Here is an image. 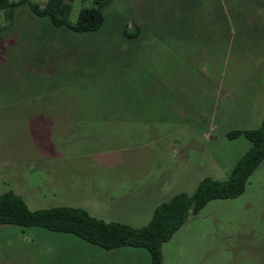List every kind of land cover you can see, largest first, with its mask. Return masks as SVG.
Returning <instances> with one entry per match:
<instances>
[{"label":"rangeland","instance_id":"374dc122","mask_svg":"<svg viewBox=\"0 0 264 264\" xmlns=\"http://www.w3.org/2000/svg\"><path fill=\"white\" fill-rule=\"evenodd\" d=\"M103 1L105 24L83 33L25 5L1 15L0 195L142 228L158 204L205 178L227 180L251 147L227 134L264 120V0H204L195 13L190 1ZM91 6L73 0L69 21ZM161 251L163 264H264V160L242 195L208 202ZM0 264L150 258L3 225Z\"/></svg>","mask_w":264,"mask_h":264},{"label":"trees","instance_id":"16d2710c","mask_svg":"<svg viewBox=\"0 0 264 264\" xmlns=\"http://www.w3.org/2000/svg\"><path fill=\"white\" fill-rule=\"evenodd\" d=\"M72 1L46 0L40 5L27 0H0V29L1 15L12 20L16 15V9L24 5L35 16L47 18L53 27H65L76 33L95 31L105 24L103 7L106 1L93 0L94 6L81 8L76 21L71 23L69 14ZM176 1L181 7L188 5L190 1L193 6L192 12L195 13L200 10L204 0ZM177 15L180 16L179 12ZM184 18V16L177 18L174 26L183 25ZM123 31L126 36L135 37L139 28L136 35L128 34L125 29ZM240 136L248 140L251 147L235 164L227 180L205 178L191 196L179 193L167 202L158 204L150 221L142 228L105 222L80 208L52 207L31 211L23 199L13 192L0 195V226L40 227L55 233L71 234L103 250L140 248L148 252L150 264H163L162 245L172 238L189 216L196 215L212 200H227L242 195L249 177L264 160V120L257 129L232 131L227 134L229 139Z\"/></svg>","mask_w":264,"mask_h":264},{"label":"crops","instance_id":"0c3cea01","mask_svg":"<svg viewBox=\"0 0 264 264\" xmlns=\"http://www.w3.org/2000/svg\"><path fill=\"white\" fill-rule=\"evenodd\" d=\"M41 5V4H40Z\"/></svg>","mask_w":264,"mask_h":264}]
</instances>
